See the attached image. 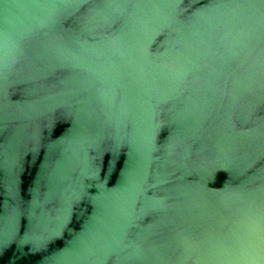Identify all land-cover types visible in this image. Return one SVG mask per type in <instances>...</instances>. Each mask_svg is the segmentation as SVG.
Instances as JSON below:
<instances>
[{
    "label": "water",
    "instance_id": "1",
    "mask_svg": "<svg viewBox=\"0 0 264 264\" xmlns=\"http://www.w3.org/2000/svg\"><path fill=\"white\" fill-rule=\"evenodd\" d=\"M0 264H264V0H0Z\"/></svg>",
    "mask_w": 264,
    "mask_h": 264
}]
</instances>
